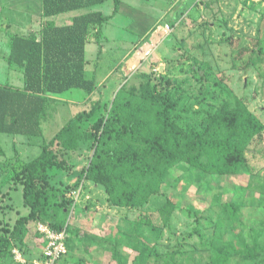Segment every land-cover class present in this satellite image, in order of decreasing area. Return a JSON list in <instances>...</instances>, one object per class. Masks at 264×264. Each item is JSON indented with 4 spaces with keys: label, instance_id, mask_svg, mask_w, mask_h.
Instances as JSON below:
<instances>
[{
    "label": "rangeland",
    "instance_id": "1",
    "mask_svg": "<svg viewBox=\"0 0 264 264\" xmlns=\"http://www.w3.org/2000/svg\"><path fill=\"white\" fill-rule=\"evenodd\" d=\"M121 1L117 14L103 27L101 46L94 37L87 45L88 69L90 75L96 73L97 91L88 95L84 90L71 89L56 95L59 106L39 137L0 134L2 219L14 222L29 212L23 187L7 181L14 164L19 166L39 156L45 141L74 114L84 108L90 110L96 100L101 99V113L107 116L122 86L126 85L123 97L127 101L139 98L140 87L148 76L177 102L174 115L181 116L186 127L200 126L206 111L219 109L235 97L264 122V0ZM42 7V0H0V13L9 14L10 19H2L3 35L40 29ZM114 7V1L108 0L58 14L54 20L66 24L73 16L90 11L109 16ZM167 23L173 25L172 32L159 33L151 53L140 63L139 56L131 60L158 26ZM2 52L0 84L20 85L22 73L13 67L10 70ZM249 149L250 166L236 174L212 175L204 181L185 160L178 159L166 173L158 170L144 182L149 198L139 206L112 204L105 187L90 179L83 178L74 189L71 184L76 178L71 180L67 173H60L55 184L74 200L67 221L69 232H82L64 260H69L68 264H115L110 238L118 233L122 239L132 237L142 214H147L163 228L162 239L153 241L161 258L159 262L152 258L151 264H210L213 243L230 239L239 243L235 232L249 236L253 226L264 230V133L252 140ZM75 166L81 169L84 164L76 161ZM229 202L241 205V217L232 218L225 211ZM209 217L215 220L212 227H208ZM200 224L205 239L196 232ZM36 226L30 224L24 253L31 261L43 253ZM143 228L150 229L148 225ZM136 253L131 251L129 264ZM233 261L237 264L235 258ZM5 264L32 263L8 257ZM252 264H264V253Z\"/></svg>",
    "mask_w": 264,
    "mask_h": 264
},
{
    "label": "trees",
    "instance_id": "2",
    "mask_svg": "<svg viewBox=\"0 0 264 264\" xmlns=\"http://www.w3.org/2000/svg\"><path fill=\"white\" fill-rule=\"evenodd\" d=\"M106 1L42 0L41 28L28 34L10 33L8 61L22 73L24 84H0V134L39 137L59 106L56 95L71 89L84 90L88 95L97 91L96 73L90 75L88 69L87 43L94 37L101 46L103 27L117 14L122 1L113 0L114 12L109 16L90 11L63 25L49 18ZM125 87L119 90L107 116L101 113V99L96 100L90 110L84 108L74 114L45 141L39 156L13 165L7 181L23 187L29 212L14 222L0 217V264L15 257L14 248L26 253L33 222L45 223L56 231L66 229L68 253L72 242L81 238V230L69 232L67 221L74 200L55 184L60 173H67L71 180L76 178L74 184L69 183L74 189L83 178L90 179L105 187L112 204L139 206L149 198L144 182L158 170L166 173L178 159L193 167L203 181L212 175L236 174L250 166L249 147L252 140L263 135L264 122L238 97L219 109L206 111L200 126L186 127L182 117L174 115L177 102L152 83L151 77L142 83L140 97L132 101L123 97ZM76 161L84 167L78 169ZM225 211L232 218L242 215L241 205L235 202L227 203ZM142 215L143 221L137 223L132 237L122 239L118 233L110 238L115 264H129L131 251L137 252L132 264H151L152 258L160 261L159 248L153 241L162 239L163 228L149 215ZM213 221L212 217L207 219L208 227ZM144 225L150 229H144ZM250 229L249 236L235 232L239 243L234 239L213 243L210 264H235L234 258L237 264H252L258 259L264 253V230L255 226ZM202 230L200 224L196 232L205 239ZM35 234L44 249V236L39 231ZM67 254L57 264H68L69 260H64ZM37 259L45 261L44 252ZM26 260L34 264V259Z\"/></svg>",
    "mask_w": 264,
    "mask_h": 264
},
{
    "label": "built area",
    "instance_id": "3",
    "mask_svg": "<svg viewBox=\"0 0 264 264\" xmlns=\"http://www.w3.org/2000/svg\"><path fill=\"white\" fill-rule=\"evenodd\" d=\"M172 29L173 25L169 23L162 26H158L153 36L149 40L144 41V45H142V47H140L134 55L136 56L138 52H145L141 56V58L138 59V62L140 63L151 53L154 43L157 42L159 33L160 35L169 34L170 32H172ZM159 39H161V37H159ZM36 225L37 231H39L46 240V244L43 251L46 259L45 261H42L40 259L34 260V264H57V261L68 253V246L66 242V239L68 237L67 230L65 229L63 231H56L49 225L42 222H37ZM13 252L15 254V258L19 262L26 263L27 260L20 249L14 248Z\"/></svg>",
    "mask_w": 264,
    "mask_h": 264
},
{
    "label": "crops",
    "instance_id": "4",
    "mask_svg": "<svg viewBox=\"0 0 264 264\" xmlns=\"http://www.w3.org/2000/svg\"><path fill=\"white\" fill-rule=\"evenodd\" d=\"M198 0H196V2H197ZM195 2V3H196ZM194 3V4H195ZM121 5H122V2H121ZM121 5H120V8H121ZM172 9H174V6H173V8ZM173 11V10H172ZM42 12H43V10H42ZM14 14L12 13V16H13ZM28 15H30V14H28ZM7 16H9V14H7V13H0V26H1V22H2V19H6V21H9L10 19L7 17ZM57 16V15H56ZM54 17L55 16H52V17H50L49 19H51V20H54ZM175 17H177V16H175ZM41 21L39 22V23H41L43 20H44V18H43V16L41 15ZM73 18H74V16H73ZM176 19V18H175ZM73 20V19H72ZM55 21V20H54ZM56 22V21H55ZM72 22V21H71ZM70 22V23H71ZM57 23V22H56ZM58 24V23H57ZM66 24H69V23H66ZM10 25V24H9ZM60 25H63V24H60ZM34 30H39L38 29V27L36 28H33ZM2 29H0V53L2 52V54H4L5 56H7V61H8V59H9V56H10V51H11V48H10V37L8 36H4L3 35V33H2V31H1ZM31 31V30H30ZM29 32V31H28ZM23 33V32H22ZM27 33V32H26ZM23 34H25V33H23ZM148 35H151V34H148ZM151 36H148V38H150ZM6 38H8V39H6ZM90 42V41H89ZM88 42V43H89ZM88 43H87V45H88ZM86 53H87V47H86ZM87 55V54H86ZM8 65H9V68H10V70H13V69H11V66H10V64H9V61H8ZM21 84L20 85H17V86H20V87H22L23 86V84H24V81H23V75L21 74ZM63 94V93H62ZM59 96L61 95V94H58ZM56 98H58L59 99V97H57L56 96ZM43 251H44V249H43ZM42 251V252H43ZM37 258H39V257H35L34 258V260L35 259H37Z\"/></svg>",
    "mask_w": 264,
    "mask_h": 264
},
{
    "label": "bare ground",
    "instance_id": "5",
    "mask_svg": "<svg viewBox=\"0 0 264 264\" xmlns=\"http://www.w3.org/2000/svg\"><path fill=\"white\" fill-rule=\"evenodd\" d=\"M144 53H145V52H138L137 55L134 56L131 60H135V59H137L138 56H139V58H141L140 56H142ZM135 64H136V63L134 62V63L132 64V66H134Z\"/></svg>",
    "mask_w": 264,
    "mask_h": 264
}]
</instances>
